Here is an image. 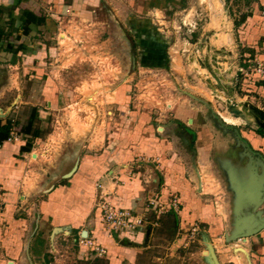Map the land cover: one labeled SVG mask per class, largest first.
<instances>
[{
	"label": "crops",
	"instance_id": "crops-1",
	"mask_svg": "<svg viewBox=\"0 0 264 264\" xmlns=\"http://www.w3.org/2000/svg\"><path fill=\"white\" fill-rule=\"evenodd\" d=\"M123 1L128 5L119 19L128 31L154 32L147 16L143 15L163 8L166 0H0L1 124L10 120V113L15 112V103L23 96L24 78H44L42 85L52 86L49 76L38 72L45 63L43 54L50 50V42L45 37L47 30L52 33L58 19L68 15L79 21L95 20L102 27L105 21L101 12L118 11L124 7ZM223 2L226 5L223 15L232 17V27L236 23L237 31L249 35L240 38L241 49L229 64L235 69L236 95L238 89L244 95L230 99L238 108L249 104L264 113V79L246 83L239 71V66H245L248 59L264 55V26L262 22L253 25L255 19H261L259 0ZM254 37L260 41H254ZM148 46L153 49L151 53L162 48L159 42L138 40L137 50L141 51L143 62L136 54L133 75L147 65L150 71L169 70L171 64L167 55L156 58L157 69L145 62ZM50 92V95L55 93L53 89ZM40 94L48 95L43 90ZM189 97L201 101L198 96ZM3 104L7 105L2 107ZM31 105L38 110V121H42L49 103L43 108ZM129 109L124 105L118 108L120 118L117 124L108 127L103 146L97 153L81 152L72 159L63 154L59 162L57 158L58 175L44 171L37 173L38 179L33 178V172L29 173L26 157L33 153L21 150L27 140L35 143L29 135L21 133L19 141L1 144L0 193L5 208L0 213V264H63L60 257L65 255L62 253L57 259L46 247L55 235H52L54 228H60L62 235L73 234V238L86 231L85 234L107 249V255L99 259L89 250L78 248L73 256L76 263L142 264L140 258L151 246L156 228L118 231L109 236L94 205L98 194L95 184L100 179L109 200L138 213L145 209L151 197L164 200L169 195L167 192L177 193L182 200L181 207L177 213L164 215L160 223L168 217L172 221L174 234L169 242H175L180 231L188 230L195 223L203 227L224 226L223 242L228 240L229 245L236 246V242L241 241L247 264H264V227L245 240L231 238L236 224L250 229L264 217V130L256 124L250 111L244 112L243 117H234L226 106V116L234 119V123H228L223 116H218V111L205 105L173 107L169 119L165 120L152 117L147 108L133 106ZM28 117L29 114L26 119ZM33 127L40 130V126ZM140 156L159 161L160 171L153 173V181L147 185L139 178L138 166L134 164ZM154 165L146 166L147 171L153 172ZM208 175L213 180L211 185L218 187L220 183L225 193L221 201L214 202L215 208L211 204L216 197L215 188L210 190L212 196H202L208 191L203 180ZM204 229L200 230V236L211 242L209 230ZM212 246L215 248L214 244Z\"/></svg>",
	"mask_w": 264,
	"mask_h": 264
},
{
	"label": "rangeland",
	"instance_id": "rangeland-1",
	"mask_svg": "<svg viewBox=\"0 0 264 264\" xmlns=\"http://www.w3.org/2000/svg\"><path fill=\"white\" fill-rule=\"evenodd\" d=\"M127 5L124 2V7L118 11L106 9L101 12L105 21L102 27L95 20L79 21L68 15L58 19L52 33L47 30L45 37L50 42V50L43 54L45 63L38 72L49 76L52 86H43L44 78H24L23 96L15 103V112L9 115L10 119L19 122V126L25 125L31 104L43 108L49 103L42 115L43 120H36L34 124L40 126V136L32 139L35 141L30 150L33 156L26 157L33 178L39 179L37 173L44 171L58 175L60 167L56 170L55 164L63 154L72 159L81 152L97 153L103 146L108 127L117 124L120 118L118 108L123 105L129 110L133 106L147 108L149 114L159 120L169 119L173 107L205 105L218 111V116L228 119V123H234V119L226 116L227 100L231 96L239 99L243 92L238 89L236 95L235 69L229 64L241 49L240 38L249 35L237 31L236 23L232 27L230 22L232 17L223 15L226 7L223 0H166L163 8L143 15L147 16L154 32L139 34L130 33L119 19ZM255 20L253 25L261 22L260 18ZM138 40L159 42L162 48L151 53L153 49L149 45L144 60L153 64L152 69H157L159 66L154 65L156 58L167 55L171 64L169 70L150 71L145 64V68H139L140 71L133 75L136 54L143 62V55L137 50ZM257 40L260 41L254 37V41ZM52 89L55 93L50 95ZM41 90L48 95L40 96ZM189 95L198 96L201 101H194ZM142 157L145 160L150 158ZM138 169L139 178L144 183L147 168L139 165ZM203 180L206 181L205 191H208L202 196H212L210 190L215 188L216 197L211 202L215 208L225 196L223 186L220 183L218 187L212 186L209 175ZM167 193L177 195L171 191ZM96 202L94 205L98 210ZM208 227L195 223L188 230L180 231L172 243L169 241L174 230L168 217L154 230L151 246L140 261L142 264H212L206 253L214 244V252L217 251L222 264H247L241 241L236 240V246L229 245L230 241L223 242L221 230L224 226ZM203 229L209 230L210 243L200 236ZM72 238L73 234L65 236L57 232L46 247L57 259L63 253L65 256L60 257L63 264H81L74 261L78 247ZM50 260L54 261V258Z\"/></svg>",
	"mask_w": 264,
	"mask_h": 264
},
{
	"label": "built area",
	"instance_id": "built-area-1",
	"mask_svg": "<svg viewBox=\"0 0 264 264\" xmlns=\"http://www.w3.org/2000/svg\"><path fill=\"white\" fill-rule=\"evenodd\" d=\"M259 3V15L261 17L262 25L264 26V0H259ZM239 71L242 75L243 81L246 83L254 84L263 80L264 55L262 58L255 55L248 59L245 66H239ZM14 123L15 120L11 118L8 136L0 141V146L5 142H15L20 140L21 133H19ZM134 164L137 166H149L155 164L153 172L149 170L145 175L144 183L146 185L153 181V173H158L160 171L159 161L157 159L149 158L148 160H145L144 157L140 156L136 159ZM95 186L98 190L96 207L98 208L99 220L107 230L109 236L118 231L135 230L138 228H148L149 230H152L157 228L164 215L177 213L182 205V200L176 194H169L164 200H161L158 196H153L147 200L143 211L139 213L133 212L126 208L119 207L106 197L101 179L96 182ZM4 208L5 200L0 193V213ZM73 242H75L79 249L89 250L91 255L95 258L101 259L107 255V249L101 243L91 236L85 233L83 234V232L77 233L73 238Z\"/></svg>",
	"mask_w": 264,
	"mask_h": 264
},
{
	"label": "water",
	"instance_id": "water-1",
	"mask_svg": "<svg viewBox=\"0 0 264 264\" xmlns=\"http://www.w3.org/2000/svg\"><path fill=\"white\" fill-rule=\"evenodd\" d=\"M134 62L135 60L133 59V66H134ZM227 109L228 111L234 116V117H243L244 112L250 111L249 114H251L256 122V124L262 128L264 130V113L259 110L258 108L249 105V104H244L241 106V108L237 107V103L233 100H231L230 98L227 100ZM257 216V215H256ZM259 218V216L257 217ZM234 233L232 234L231 238L232 239H244L249 236L254 234L255 232H257L260 228L264 227V217L259 219V223L257 225H255L253 228L250 229H246L244 228V226L242 225H235L234 226ZM60 231V228H54L52 231V235L56 234L57 232ZM86 233V231H83V234ZM204 238L205 241H209L205 236H202ZM210 243V242H209ZM209 253L208 256L210 257V260L212 262V264H220L217 256L214 252L213 246H209L208 249Z\"/></svg>",
	"mask_w": 264,
	"mask_h": 264
},
{
	"label": "trees",
	"instance_id": "trees-1",
	"mask_svg": "<svg viewBox=\"0 0 264 264\" xmlns=\"http://www.w3.org/2000/svg\"><path fill=\"white\" fill-rule=\"evenodd\" d=\"M26 29V27H25ZM38 110L36 107H32L30 109L29 117L27 119V122L25 125H18V122H16V128L19 131V133H22L24 135H29L30 139H35L40 136V130L39 128L33 127L36 120H38ZM10 128V120H6L4 124H1L0 122V141L4 140L8 136V131ZM259 132H262L261 129H259ZM21 150L23 151H30L31 150V142L29 140L26 141L24 146L21 147Z\"/></svg>",
	"mask_w": 264,
	"mask_h": 264
},
{
	"label": "bare ground",
	"instance_id": "bare-ground-1",
	"mask_svg": "<svg viewBox=\"0 0 264 264\" xmlns=\"http://www.w3.org/2000/svg\"><path fill=\"white\" fill-rule=\"evenodd\" d=\"M226 121H228V119Z\"/></svg>",
	"mask_w": 264,
	"mask_h": 264
}]
</instances>
